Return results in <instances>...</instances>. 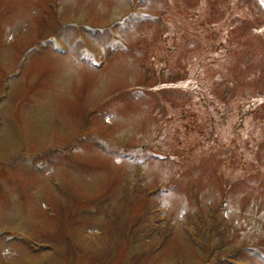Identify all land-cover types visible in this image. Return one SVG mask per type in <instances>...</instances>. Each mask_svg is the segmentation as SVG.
Masks as SVG:
<instances>
[{
    "label": "rangeland",
    "instance_id": "1",
    "mask_svg": "<svg viewBox=\"0 0 264 264\" xmlns=\"http://www.w3.org/2000/svg\"><path fill=\"white\" fill-rule=\"evenodd\" d=\"M0 264H264V0H0Z\"/></svg>",
    "mask_w": 264,
    "mask_h": 264
}]
</instances>
